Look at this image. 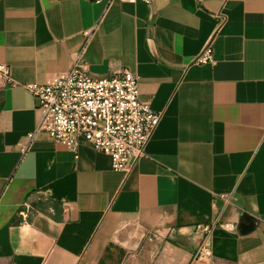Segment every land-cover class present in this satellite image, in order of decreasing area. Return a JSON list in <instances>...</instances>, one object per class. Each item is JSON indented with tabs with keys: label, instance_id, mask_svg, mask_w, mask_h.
<instances>
[{
	"label": "crops",
	"instance_id": "1",
	"mask_svg": "<svg viewBox=\"0 0 264 264\" xmlns=\"http://www.w3.org/2000/svg\"><path fill=\"white\" fill-rule=\"evenodd\" d=\"M77 54L162 114L129 173L86 140L20 152L41 118L25 85ZM0 64V264H264V0H0Z\"/></svg>",
	"mask_w": 264,
	"mask_h": 264
},
{
	"label": "built area",
	"instance_id": "2",
	"mask_svg": "<svg viewBox=\"0 0 264 264\" xmlns=\"http://www.w3.org/2000/svg\"><path fill=\"white\" fill-rule=\"evenodd\" d=\"M85 36L89 37L90 32H85ZM213 61L210 44L195 63L205 65ZM7 84L14 85L10 68L0 64V87ZM25 87L33 94L41 118L36 128L26 134V143L20 148L22 155L40 135H46L68 147L78 158L80 140H86L111 158L115 171L129 173L144 156L162 119V114L151 109L150 102L140 98L139 77L135 73L119 68L108 76L93 77L81 54L76 55L67 72L50 76L43 84ZM35 212L30 202H24L20 215L28 219ZM218 226L216 221L197 226L201 241L195 259L211 256L212 235Z\"/></svg>",
	"mask_w": 264,
	"mask_h": 264
}]
</instances>
